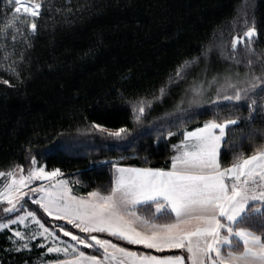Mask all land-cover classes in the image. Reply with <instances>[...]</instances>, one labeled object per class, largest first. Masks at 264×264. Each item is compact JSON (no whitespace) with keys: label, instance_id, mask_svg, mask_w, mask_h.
I'll return each instance as SVG.
<instances>
[{"label":"trees","instance_id":"obj_1","mask_svg":"<svg viewBox=\"0 0 264 264\" xmlns=\"http://www.w3.org/2000/svg\"><path fill=\"white\" fill-rule=\"evenodd\" d=\"M14 8L13 0H0V171L26 165L30 149L40 165L48 170L59 168L82 194L107 193L113 161L128 166H171V145L183 136L176 127L166 128L157 144L160 125L176 123L172 117L158 118L176 112L187 84L202 69L230 65L212 48L219 39L223 43L243 31L245 12L256 21L260 35L255 47L264 53V0H42L35 34L15 22ZM209 47L207 58L201 57L186 79L154 104L142 123H134L127 100L136 95L150 98L182 60ZM229 107H221L220 112L228 114ZM219 109L193 107L185 127L202 126ZM238 112L247 116V106ZM93 122L109 130L127 126L134 131L127 140L117 141L89 131ZM255 125L264 127V118L258 115ZM240 128L247 131L245 124ZM169 130L176 135L167 137ZM238 137L239 129L236 142L242 146L231 151L251 155L253 147ZM255 143L264 141L257 138ZM231 160V152L224 153L222 163L227 166ZM154 207L137 209L149 216ZM11 235L10 229L0 231V264H38L59 256L38 245L16 251L8 239ZM117 243L154 252L127 241ZM81 250L97 254L86 246ZM163 253L182 254L187 261L182 249Z\"/></svg>","mask_w":264,"mask_h":264},{"label":"snow or ice","instance_id":"obj_2","mask_svg":"<svg viewBox=\"0 0 264 264\" xmlns=\"http://www.w3.org/2000/svg\"><path fill=\"white\" fill-rule=\"evenodd\" d=\"M14 3L13 16L18 17L15 22L24 24L35 34L42 0H14ZM28 20H31L30 24ZM238 21L239 18L234 24ZM241 28L242 33L232 36L230 47H222L221 55L236 67L243 65L245 71L229 73L221 81L217 75L206 79L205 69V79L193 78L189 85L192 97L188 108L181 106L184 103L181 100L176 108L179 116L165 113L164 117L158 118L172 117L176 123L160 125L157 144L164 137L166 128L176 127L183 136L179 143L171 145L174 154L169 158V168H137L113 161V177L107 193L93 190L84 197L72 195L66 180H56L55 191L51 184L49 188L40 184L29 187L34 181H51L62 175L59 168L46 171L36 156L31 155L30 149L26 175L23 165H13L7 173L0 171V177H10L0 188V211L5 216H15L7 223L0 222V229L25 224L29 219L34 222L32 233L13 229L14 235L8 239L19 244L15 250H30L26 241L44 238L46 234L60 239L35 211L25 210V197L34 194L33 202L48 216L55 213L57 219H66L87 234V237L76 235L60 227L59 231L71 237L74 243L65 241L67 246L48 247L47 252L64 253L72 258L57 260L55 264H111L112 261L116 264H185L183 255L140 254L94 234L105 232L132 245H143L161 253L165 249H184L191 264H264V143H255L257 138L264 141V127L255 125L258 115L264 118V97L259 95L264 93V53L255 47L260 33L255 19L249 20L246 12ZM241 48L244 56L240 55ZM210 51L211 47L203 49L198 56L182 60L150 98L136 95L127 100L134 123H142L154 104L169 95L172 87L179 86L186 79L188 70L198 64L201 57L207 58ZM4 83L9 82L5 80ZM213 90L214 96L209 95ZM205 96L208 98L204 99ZM203 104L216 109L231 107L227 115L217 110L202 126L188 130L185 125L192 118L190 109ZM245 105L248 114L242 116L238 109ZM241 124L246 125L247 131L240 128ZM237 129L238 139H246L253 147L251 155L231 151L242 146L236 142ZM88 130L117 141L127 140L134 131L127 126L109 130L95 122ZM174 135L176 133L167 131V137ZM227 152H231L232 160L225 166L222 157ZM138 205L155 207L148 217H144L134 211ZM162 217L170 218L171 222L157 223ZM79 245L96 249L97 254L88 255Z\"/></svg>","mask_w":264,"mask_h":264},{"label":"rangeland","instance_id":"obj_3","mask_svg":"<svg viewBox=\"0 0 264 264\" xmlns=\"http://www.w3.org/2000/svg\"><path fill=\"white\" fill-rule=\"evenodd\" d=\"M13 2H14V0H13ZM240 33H242V32H240ZM240 33H237V34H240ZM237 34H232L230 36V38L224 37L226 39H223V43H222V39H219V42L214 45V48H212V50L214 49L216 52L219 53V55L222 57L223 62H227L230 65L228 67H226L225 69L221 68V69H213L212 70V69L206 67V68L202 69L201 73H199V75L197 76V79H205V76H204V70L205 69H207L206 79L210 80L212 76L217 75L218 79L221 81H223L224 76L229 74V73H235L236 71L243 73L245 71V68L243 67V65L236 67L231 60H228L221 55L222 47H225V48L230 47V42H231L232 36L237 35ZM241 49H243V48H241ZM243 54H245V53H243ZM243 54H242V56H243ZM257 71H259V68H257ZM192 82H190V84ZM189 85L187 84V88L185 90V94H184V97L182 99L184 101V103L181 106L184 108H188V101L192 97V93L189 89ZM209 95L214 96V90L212 92H210ZM259 95L264 97V93H260ZM207 98H208V96L204 97V99H207ZM204 106H208V105L203 104L201 106V108H204ZM219 111H223V109L220 108ZM176 112H174V113H176ZM225 115H227V114H225ZM29 163H30V161L26 165H24V167H25V173L24 174L25 175L27 174L26 170H27ZM43 166L45 167V165H43ZM45 169H46V167H45ZM7 171H4V172L7 173ZM46 171H51V170L46 169ZM18 175H19V173H17V176ZM8 180H10V177H0V188H2L4 186V184H6L8 182ZM56 180H66L68 182V187H70L72 189V195L81 196V197H84L87 195V193L86 194L79 193L78 189L74 188L72 180L65 173H62L61 176H58L51 181H49L47 179L40 180V181H34L33 184L30 185L29 187H33V186H36L37 184H40V185H43L45 188H49V186L51 184L53 186L52 190L55 191L54 185L56 183ZM25 191H27V190H25ZM34 198H35L34 194H31V195L25 197V202H26V209L25 210L26 211L27 210L35 211L37 213V216L40 218V220L43 223H45V225L47 227H49L51 230H53L56 233V235L60 237V239L56 240L55 237L47 236V234H46L44 238L37 237L36 240L26 241L29 243L30 247H32L33 245L46 246V248H48V247H65V246H67L64 243L65 241H67L69 244L74 243V241H72L71 237L66 236L63 232L59 231L60 227H65L67 231H72L76 235H82V236L87 237V234L82 233V231L80 229L75 228V226L73 224L69 223L68 220L57 219V214L54 213L53 216H48L47 213H45L43 211V209H41L39 207V205H37L36 203L33 202ZM3 206L4 207L7 206L6 202L3 203ZM136 212L138 215L148 217L147 215L142 214L139 211H136ZM18 214L22 215V213H18ZM8 219H15V216L11 215V214H8L7 216H5V214L2 211H0V222L7 223ZM156 222L161 223L158 221H156ZM33 223L34 222L29 219V220H26L25 224L9 225V227L7 229H10L11 234H12L11 236L14 235L13 229H18L21 231H27L28 233H32L35 231V228L33 227ZM162 223H166V222H162ZM1 230H4V229H0V231ZM94 234H98L99 236H101V238H104V239H111L114 242L115 241L119 242L121 240L118 236L113 237V236H111L110 233H107V232H105V233H94ZM121 241H124V240H121ZM13 245L15 247H19V244H13ZM84 246L85 245H79L78 247L80 249H82V247H84ZM69 252L71 253V249H69ZM54 254L63 255L64 253H54Z\"/></svg>","mask_w":264,"mask_h":264},{"label":"crops","instance_id":"obj_4","mask_svg":"<svg viewBox=\"0 0 264 264\" xmlns=\"http://www.w3.org/2000/svg\"><path fill=\"white\" fill-rule=\"evenodd\" d=\"M182 140V139H181ZM180 140V141H181ZM180 141H178V142H176V143H174V144H177V143H179ZM174 153H173V151H172V155H173ZM124 166H128V165H124ZM131 167H137V168H142V166H131ZM138 206H140V205H138ZM138 206H137V208H138ZM134 209V211H138V209ZM113 243H117V242H114L113 241ZM118 244H120V243H118ZM121 246H123V247H125L124 245H122V244H120ZM140 246H143V245H140ZM144 248H146L145 246H143ZM127 248V247H126ZM132 250V249H131ZM174 250H180V249H165V250H163V252H171V251H174ZM182 250H184V249H182ZM132 251H135V250H132ZM185 252H186V250H184ZM135 252H138V253H140V254H143V253H145V252H147V251H135ZM161 253L160 251H158V250H154V252L152 251V252H150L151 254H153V255H160V254H164V255H173V254H169V253ZM86 253V252H85ZM86 254H88V255H96V254H90V253H86ZM186 254H187V252H186ZM177 255H182V254H177ZM184 256V255H183ZM72 257H71V255H65V254H63V255H59L58 256V258H56V259H52V260H48V261H44V262H40V263H38V264H49V262H52V264H55V262L57 261V260H65V259H71ZM111 264H116V261H112L111 262ZM185 264H191V261L190 260H188L187 259V261H186V258H185Z\"/></svg>","mask_w":264,"mask_h":264}]
</instances>
